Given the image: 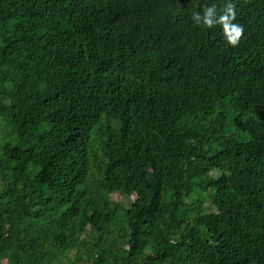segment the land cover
<instances>
[{
    "label": "trees",
    "instance_id": "trees-1",
    "mask_svg": "<svg viewBox=\"0 0 264 264\" xmlns=\"http://www.w3.org/2000/svg\"><path fill=\"white\" fill-rule=\"evenodd\" d=\"M0 264H264V0H0Z\"/></svg>",
    "mask_w": 264,
    "mask_h": 264
},
{
    "label": "clouds",
    "instance_id": "clouds-1",
    "mask_svg": "<svg viewBox=\"0 0 264 264\" xmlns=\"http://www.w3.org/2000/svg\"><path fill=\"white\" fill-rule=\"evenodd\" d=\"M235 18L234 6L228 4L222 15L217 19L215 5L205 7L203 12H193L191 19L196 25H203L206 28H212L216 23H220L223 32L226 35L227 43L230 46H237L240 42V37L243 34V27L239 24L232 23Z\"/></svg>",
    "mask_w": 264,
    "mask_h": 264
}]
</instances>
